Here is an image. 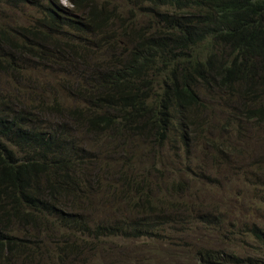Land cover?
<instances>
[{
    "label": "trees",
    "instance_id": "trees-1",
    "mask_svg": "<svg viewBox=\"0 0 264 264\" xmlns=\"http://www.w3.org/2000/svg\"><path fill=\"white\" fill-rule=\"evenodd\" d=\"M64 1L71 8L53 0H0V7L30 3L39 10L44 43L52 39L51 33L64 36V45L58 41L56 45L65 63L60 65L62 70L69 71L77 61L85 72L92 68L101 72L95 81L79 80L69 86L73 94L68 97L81 99V108H65L62 114L58 98L48 105L43 90L35 105H21L27 111L20 107L13 113L0 110V264L27 259L34 264L37 250L44 256L37 242L16 234L17 228H36L48 224L52 217V228L85 234L88 225L65 214L62 205L71 198L80 208L86 203L90 208L89 196L99 193L103 173L116 169L114 162L98 160L102 177L93 175L97 163L91 161V149L62 129L46 132L41 126L46 120L39 123L36 114L49 116L55 111L65 122L79 125L82 133L110 143L122 140V149L127 145L124 141L133 144L138 138L145 140L143 145L149 141L161 148L169 144L178 147L182 142L187 148L188 140L202 137L217 148L221 140L203 134L217 133L219 137L223 130L229 131V124L264 122V0H124L138 11H124L99 0ZM66 33L74 37H66ZM36 34L34 29L14 34L0 27L2 72L20 75L19 70L24 69L18 63L34 53L17 38L35 39ZM74 39L78 42L71 44ZM109 49L117 53L113 62L108 61L110 66L103 62L85 65L82 60ZM207 92L223 95L227 101L236 98L244 105L226 112L224 123L208 121L206 129L199 128V120L207 119L202 100ZM4 101L0 99V104ZM175 132L180 141H175ZM123 166L115 174L124 183V201L128 192H134L137 202L130 211L143 208L148 216L155 206L147 190L151 187L150 171L143 169L140 176L130 168L126 177ZM137 176L143 181L137 182ZM153 222H141L137 233L163 225ZM92 231L98 233L99 227ZM259 239L264 241V237ZM63 244L68 260L80 255L66 241ZM196 261L253 264L238 258L224 262L212 251L197 252Z\"/></svg>",
    "mask_w": 264,
    "mask_h": 264
},
{
    "label": "rangeland",
    "instance_id": "rangeland-1",
    "mask_svg": "<svg viewBox=\"0 0 264 264\" xmlns=\"http://www.w3.org/2000/svg\"><path fill=\"white\" fill-rule=\"evenodd\" d=\"M53 1L63 8H71L64 0ZM98 2L110 3L124 11H138V7L124 0ZM41 18L40 11L30 3L18 8L0 7V27L14 34L25 28L34 29L37 33L35 39L17 38L34 53L18 63L24 69L19 70L20 75L0 70V99H5L0 110L4 112L13 113L18 107L27 111L23 106L30 102L35 105L43 90L48 97V105L58 98L56 104L62 114L65 108H81L84 104L81 99L68 97L67 94H73L69 86L77 85L79 80L89 83L101 76L97 68L85 72L77 61L69 71L62 70L60 65L65 63H62L63 55L57 51L56 45L58 42L64 45V36L51 33L52 39L44 43L41 39L43 34L39 32H44ZM65 35L74 37L71 33ZM76 42L78 40L74 39L70 43ZM116 54L109 49L96 56H84L82 60L85 65L103 62L107 67L111 65L108 61L113 62ZM223 97L215 92L205 93L202 100L207 119L199 120V128L206 129L208 121L224 123L227 113L244 105L236 98L227 101ZM36 117L39 123L46 120L41 125L46 132L62 129L69 138L91 149V161L97 163L93 175L102 177L98 160L114 162L116 169L103 173L99 193L89 196L90 208H86L87 203L85 208H80L72 203L71 198H66L62 205L65 214L88 225L89 230L85 234L52 228V217L48 224L15 230L22 239L39 244L44 256L37 250L34 264H198L196 255L199 251L217 253L225 259L224 262L238 258L245 263L251 260L253 264H264V241L259 239L264 237V122L253 120L229 124V131L223 130L219 137L217 133L203 134L221 140L217 142V148L209 146L202 137L194 138L192 142L188 140L190 145L187 148L182 142L178 147L169 144L161 148L149 141V145L148 142L143 145L145 140L141 138L133 140V144L123 140L127 145L122 149V140L110 143L106 138L82 133L77 129L79 125L73 126L69 120L65 122L63 115L55 111L49 116L36 114ZM176 134L175 141H180V135ZM78 147L83 149L81 145ZM122 164L126 177H129L130 168L140 176L144 175L143 169L150 171L148 185L151 187L147 190L155 206L148 216L143 213V208L130 211L131 205L137 202L133 191L128 192L124 201L121 194L124 183L115 174ZM142 179L136 177L137 182H142ZM138 201L141 202L140 199ZM156 209L161 212H154ZM147 219L154 221L153 225H163L137 233V225ZM95 227H99L98 233L92 231ZM100 233L104 236H99ZM64 241L80 255L68 260ZM9 264L31 263L27 259L19 262L9 260Z\"/></svg>",
    "mask_w": 264,
    "mask_h": 264
}]
</instances>
